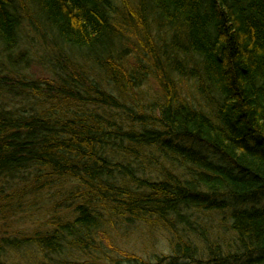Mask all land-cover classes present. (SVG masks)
<instances>
[{
	"label": "trees",
	"instance_id": "obj_1",
	"mask_svg": "<svg viewBox=\"0 0 264 264\" xmlns=\"http://www.w3.org/2000/svg\"><path fill=\"white\" fill-rule=\"evenodd\" d=\"M263 200L264 0H0V264H264Z\"/></svg>",
	"mask_w": 264,
	"mask_h": 264
},
{
	"label": "rangeland",
	"instance_id": "obj_2",
	"mask_svg": "<svg viewBox=\"0 0 264 264\" xmlns=\"http://www.w3.org/2000/svg\"><path fill=\"white\" fill-rule=\"evenodd\" d=\"M50 48L51 41L48 35L43 37V35L40 33L36 34L29 31L21 35L20 45L14 54L16 55L26 52V64L21 63L22 67L25 69V73L30 76L41 77L47 76V72L45 70L49 68V63L53 58ZM187 87L191 93V84L183 86V88ZM222 217V215L215 213L214 217H207V221L210 222L213 229H217ZM120 246L127 248L137 254H148L150 256L152 252L156 251L157 243L156 241L148 242L145 238H141L136 235L130 238H123L122 244Z\"/></svg>",
	"mask_w": 264,
	"mask_h": 264
}]
</instances>
